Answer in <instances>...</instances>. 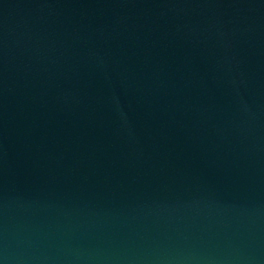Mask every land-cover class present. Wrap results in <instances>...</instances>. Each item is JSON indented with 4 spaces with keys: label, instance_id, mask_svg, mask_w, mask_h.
Returning a JSON list of instances; mask_svg holds the SVG:
<instances>
[{
    "label": "water",
    "instance_id": "1",
    "mask_svg": "<svg viewBox=\"0 0 264 264\" xmlns=\"http://www.w3.org/2000/svg\"><path fill=\"white\" fill-rule=\"evenodd\" d=\"M0 264H264V0H0Z\"/></svg>",
    "mask_w": 264,
    "mask_h": 264
}]
</instances>
